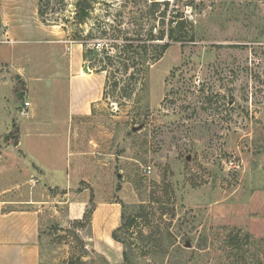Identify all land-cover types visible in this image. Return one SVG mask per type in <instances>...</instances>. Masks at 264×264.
Here are the masks:
<instances>
[{
    "label": "rangeland",
    "instance_id": "374dc122",
    "mask_svg": "<svg viewBox=\"0 0 264 264\" xmlns=\"http://www.w3.org/2000/svg\"><path fill=\"white\" fill-rule=\"evenodd\" d=\"M177 14L194 41L168 37ZM78 49L104 85L74 116L75 184L49 189L23 159L61 158ZM40 187L94 209L43 227L41 264H264V0H0V200Z\"/></svg>",
    "mask_w": 264,
    "mask_h": 264
},
{
    "label": "crops",
    "instance_id": "0c3cea01",
    "mask_svg": "<svg viewBox=\"0 0 264 264\" xmlns=\"http://www.w3.org/2000/svg\"><path fill=\"white\" fill-rule=\"evenodd\" d=\"M10 26L9 33L13 35L15 26H13L12 22ZM78 53L79 54L76 58L75 56L72 57L69 66L73 76H77L78 80H80L81 83L84 82V84L79 86L77 97L78 100L73 101L72 103L74 105L70 109L71 116L62 122V127L57 132V139L63 147V152H61L60 155L61 158H59L58 155L53 156L51 154L54 153L56 149L49 148L51 153H48L53 156L49 163L46 162V160L42 162L31 160L26 151L25 153L27 158L23 159L27 161L24 163V165H26L28 168L30 167V169L37 172V174H43L42 177H38V181H40L43 186L46 185L49 189L63 187L71 190L72 186L75 184L73 175L80 168L76 163L83 160V157L79 152H74L72 149L73 140L75 136H77L75 135L77 134L75 126H79L77 122L75 123L74 116H85L92 112V103H94L99 98L104 85L103 80L100 78V73H88L86 71L87 64L84 59V55L79 51V49ZM9 60L11 61L12 58ZM30 103V107L33 106V102L30 101ZM30 107H25L23 110L30 114ZM43 125L46 124L40 122L36 118L23 121L19 125L20 145L23 146L21 136L23 134L24 128L27 129L28 133H32L34 131L35 135L39 136L40 131H43ZM42 153L43 150L41 154ZM70 158L76 161V163L74 162L76 165H72L71 162H68V159ZM65 159H67V161H65ZM50 173H62L66 176L67 184L65 186H61L59 182L54 179H52V182H43ZM39 190L44 197L43 200H0V264H41L43 227L48 226V224L52 222H65L67 220H73L74 218L76 219L83 216V211H77L75 206L77 204L80 205V203L83 204L85 201H74L71 200V198L61 201V199H59L57 196L58 194H55L51 191L47 192L45 188L41 190V187ZM7 203L8 205L9 203L21 204V207L10 208L9 210L4 211L2 206L6 205ZM42 204L45 206H37ZM102 207L103 205L97 207L95 215H97ZM102 211L105 214V210ZM93 222L94 229L97 230L98 227L95 224V220Z\"/></svg>",
    "mask_w": 264,
    "mask_h": 264
},
{
    "label": "trees",
    "instance_id": "16d2710c",
    "mask_svg": "<svg viewBox=\"0 0 264 264\" xmlns=\"http://www.w3.org/2000/svg\"><path fill=\"white\" fill-rule=\"evenodd\" d=\"M85 6V4H83ZM180 15L177 14L175 19H174V26L170 29V31L168 32V37L172 40V41H194L195 40V35L194 33H191L190 30L188 29V27L185 26L186 21L181 20L180 19ZM165 37L163 34L158 36L155 35H151L150 38L148 40H164ZM142 47H147V44H143ZM158 47V57H160L164 51L169 47V42L164 43L162 45H157ZM87 54V52H86ZM86 59H87V55H86ZM94 209L91 210H86L83 218L81 220H77L76 224H81L83 223V220L88 221L89 223H91V217L93 215ZM122 220L123 223L122 225L113 233V238L115 240H119V236L117 234V231L125 228V227H129L130 223L127 222L126 217L124 216V214L122 215ZM124 258L125 260H127V253L124 252Z\"/></svg>",
    "mask_w": 264,
    "mask_h": 264
},
{
    "label": "water",
    "instance_id": "95a60500",
    "mask_svg": "<svg viewBox=\"0 0 264 264\" xmlns=\"http://www.w3.org/2000/svg\"><path fill=\"white\" fill-rule=\"evenodd\" d=\"M80 10L82 17H85L87 14H89V11L85 7H82ZM86 71H90L88 65H86Z\"/></svg>",
    "mask_w": 264,
    "mask_h": 264
},
{
    "label": "built area",
    "instance_id": "2783aa9c",
    "mask_svg": "<svg viewBox=\"0 0 264 264\" xmlns=\"http://www.w3.org/2000/svg\"><path fill=\"white\" fill-rule=\"evenodd\" d=\"M24 106L25 107H29L30 106V101H28V100H26V101H24ZM23 114H28V112L27 111H23Z\"/></svg>",
    "mask_w": 264,
    "mask_h": 264
}]
</instances>
